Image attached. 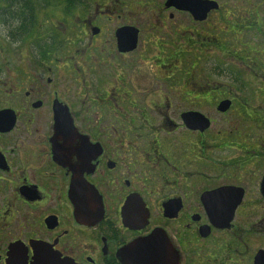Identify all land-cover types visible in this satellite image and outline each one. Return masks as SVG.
Masks as SVG:
<instances>
[{"label":"flooded vegetation","instance_id":"1","mask_svg":"<svg viewBox=\"0 0 264 264\" xmlns=\"http://www.w3.org/2000/svg\"><path fill=\"white\" fill-rule=\"evenodd\" d=\"M8 2L0 264H264V107L201 86L259 78L264 0Z\"/></svg>","mask_w":264,"mask_h":264},{"label":"rangeland","instance_id":"2","mask_svg":"<svg viewBox=\"0 0 264 264\" xmlns=\"http://www.w3.org/2000/svg\"><path fill=\"white\" fill-rule=\"evenodd\" d=\"M3 12L5 13L9 12V17L8 18L6 16L1 17V14H0V37L3 36V38L5 37L7 40V36L9 32L8 27H11L9 28V30L11 29V31L15 33L17 32V30L14 28L17 27V24L14 23L16 22V19L12 18V15L10 14L12 11L7 9V10H4ZM38 21L40 22L43 20L40 18L38 19L36 18V24L39 23ZM4 23H5V26L2 25ZM17 35L20 37L19 32H17ZM24 40L26 39L23 38L22 41ZM261 42L262 40L260 39L259 43ZM33 43H34V40H33ZM25 47H27V44L25 42L20 44L21 49ZM22 51H18L15 54L16 58L14 56H9V53H5L2 50L0 51V63L4 64L7 67V69H5V67H0V69L2 70V74H0V78H5L3 76L7 74L8 72H9V75L12 74V77H14L15 75L18 76L19 78H29L30 77V70H33V65L30 62V59H28L26 56H20V54H23V55L27 54V53H23ZM2 59H5V60L2 61ZM232 61L233 60L230 59L226 63H229V62L233 63ZM237 66L238 67H236L234 64L231 67L229 66L226 67L225 65L221 66L220 68L221 71L213 72L211 78H206V80H204L205 82H203L201 86L207 88L204 90H214L215 89V90H222L223 92H226V93L228 92L227 94H230V97H236L238 95L237 94L238 91H242V92L255 91L256 94L250 97L252 98L250 100L254 99V101H252L254 103H252L250 106L259 107V108L264 107V70L261 74H258L259 78H254V74L251 69H248L245 65H243L242 67L237 64ZM213 67L209 66L208 69H212ZM231 70H235L236 71L235 74L237 76L232 75ZM38 74H39L38 69H35L34 75L38 76ZM197 82H201V80H197ZM243 85H246L244 89H243ZM244 96H249V94H246V95L243 94V96H241L243 99H247ZM229 115L231 116V114ZM233 117H235V115L231 117L230 122H236ZM260 133H261L260 135L264 134V130H260Z\"/></svg>","mask_w":264,"mask_h":264},{"label":"trees","instance_id":"3","mask_svg":"<svg viewBox=\"0 0 264 264\" xmlns=\"http://www.w3.org/2000/svg\"><path fill=\"white\" fill-rule=\"evenodd\" d=\"M1 3L2 4H6V3L11 4V2H8V0H1ZM2 4H1V6H2ZM9 7H11V6H9ZM2 8L0 7V9H2ZM19 9H20V13H19L20 16H19L18 20L20 21V24H19L20 27H22V29L28 28L30 26L34 27L36 25V18L37 17L34 18V20H32L31 16L29 15V13L31 12V9L29 8L28 3L19 4ZM11 10H13V9L11 8ZM245 86L246 85H243V89L245 88Z\"/></svg>","mask_w":264,"mask_h":264},{"label":"water","instance_id":"4","mask_svg":"<svg viewBox=\"0 0 264 264\" xmlns=\"http://www.w3.org/2000/svg\"><path fill=\"white\" fill-rule=\"evenodd\" d=\"M222 106L225 109L226 107L229 106V103L224 102L222 104ZM13 121H14V119L11 115L5 114V113H0V131L10 130L13 127ZM2 126H4V127L2 128ZM6 127H8V129Z\"/></svg>","mask_w":264,"mask_h":264}]
</instances>
